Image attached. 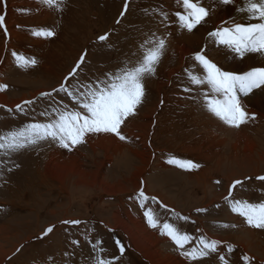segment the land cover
Listing matches in <instances>:
<instances>
[{"label": "rangeland", "instance_id": "obj_1", "mask_svg": "<svg viewBox=\"0 0 264 264\" xmlns=\"http://www.w3.org/2000/svg\"><path fill=\"white\" fill-rule=\"evenodd\" d=\"M176 2L64 0L60 9L43 4L39 10L14 12L11 22L21 38L8 39L0 29V85H7L0 91V135L29 123L47 122L51 117L41 113L60 106L58 101L67 104L68 110H80L63 93L51 98L40 93L59 86L82 52H87L86 63L71 84L89 83L103 79L105 73L132 67L150 47L149 38L166 40L155 74L143 80L145 98L137 114L122 126L125 141L99 133L89 134L84 144L72 150L51 138L7 155L0 150V255L5 252L0 264H93L101 249L106 260L117 258L114 264H221L219 254L229 264H245V255L252 258V264H264V230L249 227L224 199L231 181L240 179L243 184L233 189L230 199L264 202V182L255 179L264 175V118L255 117L239 128L226 125L229 131L223 132L221 124H211L205 117L217 119L202 106L204 89L189 85L185 73L189 69L202 74L192 59L194 53L179 60L168 43L172 37L175 47L179 34L176 30L167 33L168 20L178 9ZM208 9L211 18L205 26L211 29L216 26V9ZM41 12L49 18L30 19ZM232 20L225 21L231 25ZM38 28L50 29L55 35H32ZM101 35L107 39L100 41ZM208 39L206 35L202 46L207 44L206 54L214 59L217 48ZM13 51L34 58L36 65L18 67ZM186 86L193 90L185 92ZM24 97L35 102L23 105ZM15 102L23 111L10 106ZM243 127L245 133L238 139L234 134ZM173 157L201 167L182 169L168 163ZM141 189L156 198L145 201L143 207L138 198ZM197 208L207 211L197 212ZM148 211L158 228L149 226ZM65 220L80 224H65ZM117 221L125 231L123 226L113 228ZM164 223L191 237L186 250L197 247L204 235L221 241L218 252L198 261L186 260L176 244L161 234ZM53 225V232L43 236ZM249 230L255 231L250 233L253 239ZM224 237L230 242L223 241ZM116 240L124 245L123 254ZM237 242L244 243L248 251ZM134 243L143 248V254ZM229 244L234 246L231 253L227 252Z\"/></svg>", "mask_w": 264, "mask_h": 264}, {"label": "snow or ice", "instance_id": "obj_2", "mask_svg": "<svg viewBox=\"0 0 264 264\" xmlns=\"http://www.w3.org/2000/svg\"><path fill=\"white\" fill-rule=\"evenodd\" d=\"M219 4L230 5L235 0H217ZM41 3L49 8L60 9L64 0H41ZM183 12L177 13L180 26L188 33L195 34L198 26L206 21L209 9L203 6V0H182ZM128 4H124L126 11ZM241 13H246L250 22L232 23L223 22L220 26L207 32V36L217 45L223 46L236 57L243 59L246 54L257 53L264 56V0H242L241 6L237 9ZM124 13H121L123 16ZM255 21V22H251ZM120 21L117 20L118 24ZM0 29L8 35L5 24V16L0 15ZM32 35L37 37H51L55 32L50 29L38 28L32 30ZM105 35L99 37L100 41L106 40ZM146 43L150 45L143 53L141 59L132 66H124L111 73H105L104 78H96L89 83L79 80L76 84L70 81L79 76L82 66L86 63L87 52H82L75 61L74 66L63 77L59 86L53 87L50 92H41V97H52L53 94H65L71 99L80 110H68V105L57 102L58 107H53L50 112L41 115L51 117L47 122L29 123L20 129L10 131L0 135V150H4L5 155L17 152L29 145H34L41 140L51 138L60 147L72 150L76 146L84 144L89 134H114L121 141L127 137L122 134V126L126 121L137 114L138 107L145 98V86L143 80L146 75H154L156 67L162 57L166 45L164 38H149ZM207 44L195 50L192 59L201 68L202 74H197L189 69H185L188 84L203 88L202 106L211 114L218 117L225 124L235 128L246 124L250 119H255L254 114H249L246 110L242 97L248 96L254 89H264V66L252 67L250 70L235 72L224 70L217 65L206 54ZM16 64L20 68L35 66L37 61L34 58H27L15 51L12 52ZM7 85H0V91L6 89ZM185 92H191L192 87H184ZM34 100L23 101V105L33 104ZM17 111H23L21 104L16 105ZM11 111V109H9ZM169 164L177 165L185 170L199 169L201 166L191 160H179L170 158ZM245 179H252L246 177ZM264 182V175L255 177ZM220 184V180L215 181ZM243 181L236 179L228 187V195L224 197L230 205L231 211L244 218L245 223L253 228L264 230V202L250 203L247 200L230 199L233 189L242 185ZM141 207L144 202L155 197H149L141 189L138 192ZM219 207V205H217ZM197 212L207 211L197 208ZM150 227L158 228L159 223L150 211L145 212ZM187 219V217H181ZM65 224H80V221L65 220ZM55 225L47 227L43 236L52 233ZM228 227V225H224ZM114 231V230H113ZM162 235L168 236L180 250V255L186 260L198 261L213 253H217L221 241L209 239L202 235L198 246L190 250L185 249V245L190 242L191 237L181 234L169 223L163 224ZM78 245L79 241H73ZM119 247V252L124 253L125 247L120 240L115 242ZM93 249L97 245H92ZM234 246L227 245V252L231 253ZM17 252L20 251L18 248ZM101 249L93 259V264H114L117 258L105 259ZM218 259L221 264H229L224 254H219ZM245 264H252V258L245 255L242 257Z\"/></svg>", "mask_w": 264, "mask_h": 264}, {"label": "bare ground", "instance_id": "obj_3", "mask_svg": "<svg viewBox=\"0 0 264 264\" xmlns=\"http://www.w3.org/2000/svg\"><path fill=\"white\" fill-rule=\"evenodd\" d=\"M1 1L4 4V7H2L1 2H0V15L5 16V24H6V27L8 29V35H7L8 39L9 38L12 39L17 35V33L13 29L14 23L11 22V18L13 16L14 12H16L19 8H28L31 10H37L38 8L41 9V7L43 6V4L41 3V0H1ZM176 3L178 4V9H177V11L172 12L173 16L170 17V19L168 20V25H167L168 32L167 33H172L174 30L179 32V34L175 37V47L173 45V42H171L172 37H170L171 41H168L170 47H173V49L175 50V56H177L179 60H182V58H184V57L186 58L187 56L193 54L197 48L202 47V45L207 41L206 40L207 32L210 30H213L215 27H217V24L225 21L226 19H228V18L233 19L232 23L250 22L247 18L246 13H241V12L237 11V9L241 6L242 0H235V2L233 4H230V5L219 4L217 2V0H203V6L204 7L216 9V16H215L216 26L214 28H211V29H208L205 26V24H206L205 22L206 21L208 22V20H210V18H211L210 14H209L208 19H206V21L203 23V25L201 24L198 26V30L195 31V34L188 33L186 30L181 28L179 18L177 16V13L183 12L182 0H178V2H176ZM48 16L49 15L45 12H41V13H37V14L33 13L30 16V19L31 20H35V19L46 20L49 18ZM30 19H27V20H30ZM251 22H255V21H251ZM23 37H25V36L23 35ZM16 38H21V37L16 36ZM209 41L212 42L210 39H208V42ZM34 42L39 43L42 41L34 40ZM212 44L214 45V47L216 46V48H217V56L212 60L214 62H216L218 64V66H220L224 70L242 72V71L250 70L252 67L264 66V56H261L257 53L246 54V56L243 59H241L239 57H236L234 54L230 53L223 46L217 45L215 43H212ZM208 49H210V47ZM160 86L161 85H159L158 87H160ZM22 100H27V98L24 97ZM242 102H243L246 110L249 113L254 114L255 117H257V118H261V119L264 118V89H254L252 93H250L248 96L242 98ZM18 103L19 102H15V103L11 104L10 106L18 105ZM0 104H1V102H0ZM205 117L208 118V120L210 121L211 124H216V125L221 124L222 125L221 129L223 132L229 131V129L227 128L228 126H226L227 124H225L222 120H218V117H217V119H213L210 116H208V114H206ZM244 129H245V127H243L239 131H236V132L233 131V132H235L234 135L239 139L242 135H244V133H245L243 131ZM137 187L138 186L136 185V188ZM158 197L161 198L162 200H164V198H162V196L158 195ZM131 219L132 220H138V219H134V218H131ZM113 226H114L113 228H121L120 226H123L122 227L123 231L126 230L124 224L121 222H118V221L114 222ZM141 230H143V229H141ZM253 231L254 230H249V232H248L249 237L252 239H253V236L251 234H254V232H255V231L254 232ZM239 232L240 231H238V233ZM157 238H159V237H157ZM159 239H161V238H159ZM162 239H163L162 242H166L165 238H162ZM218 239H220V238H218ZM221 239L223 241H229V242L231 240L229 237H224ZM237 244H239L241 247H243L245 249V251H248L247 246L244 245V243L237 242ZM133 246H135V248L137 250H139L141 252V254H143L142 253L143 248L140 245H138L137 243H134ZM138 246H140V247H138ZM4 253H2L0 255L1 259L5 256ZM145 254L147 257H149V259H152L149 254H147V253H145ZM184 263L187 264L186 262H184Z\"/></svg>", "mask_w": 264, "mask_h": 264}]
</instances>
